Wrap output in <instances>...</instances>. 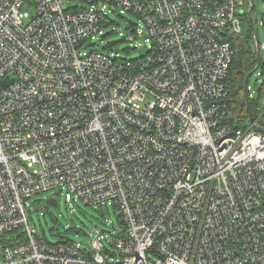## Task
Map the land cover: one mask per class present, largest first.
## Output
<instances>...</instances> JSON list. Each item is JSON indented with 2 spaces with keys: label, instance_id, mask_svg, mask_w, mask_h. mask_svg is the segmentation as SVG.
<instances>
[{
  "label": "built area",
  "instance_id": "1",
  "mask_svg": "<svg viewBox=\"0 0 264 264\" xmlns=\"http://www.w3.org/2000/svg\"><path fill=\"white\" fill-rule=\"evenodd\" d=\"M62 1L0 0V264H264V131L226 100L248 0ZM110 9L143 55L80 53ZM53 189L111 203L115 251L37 235L26 199Z\"/></svg>",
  "mask_w": 264,
  "mask_h": 264
},
{
  "label": "rangeland",
  "instance_id": "2",
  "mask_svg": "<svg viewBox=\"0 0 264 264\" xmlns=\"http://www.w3.org/2000/svg\"><path fill=\"white\" fill-rule=\"evenodd\" d=\"M62 5L65 9L88 6L85 0H63ZM20 11L29 13V17L23 19L24 23H28L35 15V7L27 2L23 4ZM108 17L110 23L102 28L101 33L83 41L79 49L80 53L92 49L105 50L108 53H116L127 60L143 55L145 52L142 46L144 37L132 38V40L124 39L128 35L131 36V24L138 22L137 16L131 12L120 14L118 10L110 9ZM253 17L256 22L259 42L263 43L264 0H254ZM247 26L244 23V34ZM98 36L101 37L99 40ZM259 88L264 89V50L261 66L252 72L248 80V91L251 98L257 97ZM260 101L264 103V97ZM49 196H55L58 202L57 206L46 203V198ZM25 205L29 224L37 235L48 242L72 240L77 242L81 248H87L92 234L99 228L105 230L106 235L103 238L105 246L110 251H115V246L110 243V234L119 231L120 227L118 216L111 203L88 205L79 198L67 203L63 193L58 189H53L33 194L26 199ZM114 258H117V255H113Z\"/></svg>",
  "mask_w": 264,
  "mask_h": 264
},
{
  "label": "trees",
  "instance_id": "3",
  "mask_svg": "<svg viewBox=\"0 0 264 264\" xmlns=\"http://www.w3.org/2000/svg\"><path fill=\"white\" fill-rule=\"evenodd\" d=\"M243 21L248 25L245 34L243 33L244 35L242 34L241 36H228V39L232 43L234 53L226 78L228 88V96L226 97V100L231 108L230 122L237 127H246L249 124L246 103L243 96V81L246 74L250 72L257 63L253 50L252 29L247 15L244 16ZM261 88L258 89L256 98H251L249 94V99L253 117L257 119L261 126H264V119L262 118L264 113L261 114L264 109V103L260 101V99L264 97V89ZM118 223L120 230H122V222L119 217ZM120 230L117 232H120ZM103 231L105 232V230Z\"/></svg>",
  "mask_w": 264,
  "mask_h": 264
},
{
  "label": "water",
  "instance_id": "4",
  "mask_svg": "<svg viewBox=\"0 0 264 264\" xmlns=\"http://www.w3.org/2000/svg\"><path fill=\"white\" fill-rule=\"evenodd\" d=\"M249 5H248V9H247V17L249 20V24L251 26L252 29V36H253V50L257 59V63L255 65V67L246 74V76L244 77V81H243V96L245 99V103H246V110H247V115H248V119L250 121V123H253V126L259 130V131H264V128L261 127L260 125L257 124V122L255 121V118L253 117L252 114V109H251V104H250V99H249V94H248V79L251 76L252 72L257 69L262 61V53L260 50V47L258 45V32H257V27H256V23L253 17V0H248ZM46 203L52 205V206H57L58 202L57 199L54 198L53 196H49L46 198Z\"/></svg>",
  "mask_w": 264,
  "mask_h": 264
}]
</instances>
